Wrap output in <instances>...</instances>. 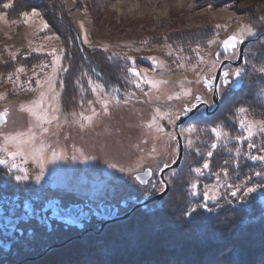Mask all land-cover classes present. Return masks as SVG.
Returning a JSON list of instances; mask_svg holds the SVG:
<instances>
[{"label":"rangeland","instance_id":"374dc122","mask_svg":"<svg viewBox=\"0 0 264 264\" xmlns=\"http://www.w3.org/2000/svg\"><path fill=\"white\" fill-rule=\"evenodd\" d=\"M34 9L39 16L25 23L22 14ZM0 17V112L7 113L6 123L0 127V145L15 150V141L6 138L38 123L28 109L36 107L34 102L42 93L41 107L49 116L58 117L43 124L48 128L46 133L33 127L36 144L47 145L42 156L32 153L26 161L17 157L20 168L0 165V183H7L8 190L56 197L68 205H116L121 215L147 195L152 197L164 189L158 178L154 188L152 179L163 164L176 160L178 134L184 146L179 166L165 174L169 191L161 200L136 208L126 219L103 227L94 225L84 233L75 227H61L54 233L38 228L23 236L17 256L7 264H84L89 243L81 240L83 235H99L91 244L100 248L123 239L134 241L146 230L153 235L155 217L142 212L158 203L177 201L182 183L189 200L187 216L200 209L211 210L220 199L244 206L256 199L264 201V170L243 177L230 172L244 162L264 164V160L252 159L264 156V132L254 127L251 138L235 139L247 135L239 119L246 116L257 123L264 121L262 112L255 114L243 103L245 92L231 89L222 76L218 109L206 115L201 104L179 123L187 109L198 102L207 101L209 110L212 108L213 88H208L206 81L215 76L222 61H236L239 50L219 57L215 54L224 39L248 26L255 35L245 31V63L239 67H246L244 86L253 84L255 88L249 93L264 97V72L260 71L264 68V0H0ZM44 22L47 28H43ZM69 35L77 40L80 51L102 57L123 72L126 88L122 92L115 88L93 92L79 68L67 60L64 39ZM212 40L215 43H209ZM67 66L71 71L65 80ZM133 67L140 76L129 71ZM20 68L24 71H18ZM223 68L232 73L237 67L226 63ZM241 107L247 113H238ZM93 109L96 115H92ZM88 116H92L91 122L85 118ZM214 127L223 135L217 137ZM212 144L217 147L212 148ZM221 149L226 156L215 161ZM5 155L0 152V156ZM205 162L209 167L196 173L194 170ZM212 162L224 163L213 166ZM147 167L153 169V177L142 186L134 173ZM22 169H27V179L17 180L16 176L25 175ZM257 185L256 191L244 194ZM237 188L236 195H231ZM205 192L215 198H206ZM123 200L127 201L125 206L121 205ZM169 207L176 210V221L185 210ZM162 235L169 239L179 234L165 229ZM218 255L197 259L190 252L188 258L198 264H217Z\"/></svg>","mask_w":264,"mask_h":264},{"label":"trees","instance_id":"16d2710c","mask_svg":"<svg viewBox=\"0 0 264 264\" xmlns=\"http://www.w3.org/2000/svg\"><path fill=\"white\" fill-rule=\"evenodd\" d=\"M67 37L64 39L68 48L69 59L67 60L72 61L74 66L79 68L86 83L89 79L99 81L108 90L107 92L113 88L122 92L126 88L128 83L123 72L102 57H92L84 50L80 51L77 40L71 35ZM253 40L256 41L258 38ZM68 68L69 66L64 74L65 80L71 71ZM244 84L245 79L237 91L246 93L243 103H248L253 113L262 112L261 114L264 115V97L253 96L249 93L255 89L253 84L248 87ZM86 87L91 94L89 84H86ZM221 151L223 149L216 152L215 161L224 160L226 155ZM212 163L213 166H219L224 162ZM258 170H264V164L244 162L235 171L230 168V172H236L238 177L252 175ZM183 188L182 183L183 194L179 192L176 195L177 201L171 200L164 205L158 203L150 210L146 209L142 212L147 216L155 217L157 229L153 230V235L146 230L145 234H148V237L140 233L134 241L123 239L117 241L118 243L107 245L106 248L97 247V243L91 244L99 235H83L81 240L89 243L87 252L82 254L84 264H198L188 258L190 252L195 253L197 259H212L214 253H218L217 264H264V201L256 199L250 205L244 206L234 201L225 203L223 199H220L211 210L200 209L187 216L185 212L188 211L186 205L189 200ZM171 205L178 206L177 209L180 210L185 209L182 216L176 218L177 221L173 216L176 210H171L169 207ZM165 229L179 235L164 239L163 235H160ZM152 236L151 240L148 239ZM91 257H93L92 260Z\"/></svg>","mask_w":264,"mask_h":264},{"label":"flooded vegetation","instance_id":"af4514ba","mask_svg":"<svg viewBox=\"0 0 264 264\" xmlns=\"http://www.w3.org/2000/svg\"><path fill=\"white\" fill-rule=\"evenodd\" d=\"M236 70L237 68L232 73ZM233 78L234 75L229 76L228 79L231 81L227 85L231 84ZM67 205L62 200L58 201L56 197H35L17 191L11 192L7 189V183H0V264H7L11 258L17 256L23 236L33 234L38 228L47 233H54L61 227L64 229L75 227L77 231L84 233L91 227L101 225L102 220L92 214L88 220L82 219L81 228L75 225L65 226L53 214L55 209ZM89 207V204L83 205L76 215L85 213ZM13 220H16L14 226H8L7 224Z\"/></svg>","mask_w":264,"mask_h":264},{"label":"snow or ice","instance_id":"6c2138e0","mask_svg":"<svg viewBox=\"0 0 264 264\" xmlns=\"http://www.w3.org/2000/svg\"><path fill=\"white\" fill-rule=\"evenodd\" d=\"M8 6L9 5H5V7H8ZM22 15L25 17L24 22L27 23L31 17L39 16V12L34 9L31 11V13L25 12ZM0 18H2V17H0ZM47 27H48L47 22H44L43 28H47ZM245 31H247V35H255V32L252 30L251 26H248L247 29H240V34H233L230 37H228L226 40H224L222 42V46L225 49L232 48L234 50L236 45L238 43L242 42V39L244 38ZM85 42H87L86 37H85ZM209 43H215V41L212 40V41H209ZM37 50L39 51V49H37ZM52 51L55 52V49H53ZM201 59H203V58L201 57ZM56 63L57 64L60 63V57L59 56L56 57ZM18 71H24V69L20 68ZM54 71H55V69H54ZM129 71L135 73L137 76L141 75L135 67L129 69ZM260 71L264 72V68H261ZM230 75H235L236 77H239L241 75V71L239 69H237L235 71V73H229L228 71H225L224 72V77H225L224 83L225 84L230 83V81L228 79ZM48 83L51 84V78L49 79ZM88 83L90 85H92L91 90L93 92H96L97 89H103L104 88L103 84L93 83L91 81V79H89ZM148 83H152V81L149 80ZM161 83H165V82L162 81ZM54 94H55V92H54ZM43 97H44V94L42 93L40 100L34 102L36 107L28 109V111L36 118L38 123L29 127V129L27 131L17 132V133H14L11 136L6 138L7 140L15 141V143H16L15 150L9 151V149L7 147L0 145V152H4L6 154L5 156H0V165H9L10 169L20 168V165L16 163L17 157H20L26 161L27 156L32 154V153L38 152L41 156L43 155V151L47 147V145L43 144L42 142L39 145L36 144V133L33 131V127H39L42 132L46 133L48 131V128L43 127V124L51 123L52 120L58 119V117L55 115L49 116L47 110L43 109L41 107L43 105ZM196 99L200 100V97H197ZM203 102L207 103V101H203ZM89 103H91V102H89ZM107 103L108 102L106 100L103 102L105 110H107ZM37 109H40V110L38 111ZM247 111L248 110L243 108V107H241L237 110L238 113H247ZM92 115H96L95 109L92 110ZM81 116H83V113H81ZM85 118L89 122H91V120H92V116H88ZM0 119L6 120L7 119V113H0ZM154 121H155V118H153V122ZM238 123H239L240 128L244 129V131L247 134L246 136L241 135V136L236 137L235 139H237L238 141H243L245 139L251 138L255 134L253 131L254 127H258L260 131L264 132V121H260L257 123L255 121L248 120L247 117L245 116L244 118L239 119ZM212 131L216 133L217 137L223 135L222 130L220 128L214 127L212 129ZM28 145H31L30 150L26 149V146H28ZM251 146H254V145H251ZM211 147L215 148V147H217V145L212 144ZM208 155L211 156L212 152L209 151ZM252 159L264 160V156H253ZM208 167H209L208 162H205L203 164L202 168H196L194 171L196 173H201L203 171V169H207ZM22 171L25 172V175L16 176L17 180L27 179V175H26L27 169H22ZM225 172H226V170H225ZM256 175L259 176V175H261V173H256ZM137 179H139V177H137ZM141 183H146V182L141 180ZM257 187H260V186L257 185L255 187L248 188L244 194L247 195L248 193L256 191ZM192 188L196 189L197 184L193 183ZM237 191H239L238 188L236 190L232 191L231 195L235 196ZM204 196L208 199H214L215 198V197L209 196L208 192H205ZM204 206L207 207L206 204Z\"/></svg>","mask_w":264,"mask_h":264},{"label":"water","instance_id":"95a60500","mask_svg":"<svg viewBox=\"0 0 264 264\" xmlns=\"http://www.w3.org/2000/svg\"><path fill=\"white\" fill-rule=\"evenodd\" d=\"M226 39H224V40H226ZM247 43H248V41H245V40H242V42L238 43L235 47V49L238 48V50H239V55H238L237 60L236 61H230V60L222 61L219 65L217 71H216L215 76H213L210 80L206 81V86L208 88H211V87L213 88L214 105L212 106V108L209 110V106L207 105V103L198 102V104H196L194 108L187 109V112L184 114V116H182V118H180L179 123H182L183 118L185 119V117L191 115L195 109H198L201 106V104L203 106H205V114L206 115H210L218 109V107H219V83H220L221 77L224 76V72L227 71L223 68L226 63H229V64L236 66L237 69H239L241 71V75L239 77H236L234 75V78H233L231 84L229 85L230 88L235 90V91L240 89V87L244 81L242 75H244V73L246 71V67L241 68L239 66L242 65L243 63H245L244 47L247 45ZM234 50L232 48L225 49L221 44L219 49L217 50L215 56L219 57V55L222 53H224V54L232 53ZM229 81H231V80L229 79ZM198 97H200V96H198ZM0 113H5V112H0ZM6 120L0 119V127L6 123ZM177 140H178V144H179V151H178V156H177L176 160H174V162L170 165L163 164L161 166V168L159 169L156 177H154L152 179L153 169L150 167L144 168L143 170L137 171L134 173L135 179L142 186L147 185L149 183L150 179H152L154 181V186H156L157 185L156 178H158L164 184V189L161 192L155 194L152 197H149V195H147L146 198H143L140 201H138L136 203V205L133 206L128 212L121 214V215L118 214V211H119L118 206L109 205V204L101 202V203H99L98 208L90 206L85 211V213H83V214L81 213L79 215H76V212L78 210H80L83 207V205L82 204H70V205H67L65 207H60V208L55 209L53 216L56 217L58 221L64 223L65 226H69V225L74 226L75 225V226H78L81 228L83 226L82 219L88 220L92 214H95L99 218L104 219V221L101 222V227H103V226L107 225L108 223H111V222H114L117 220L126 219L130 215V213L138 207L146 208L148 203L161 200L165 195H167V193L169 191V183H168L167 179L165 178L166 172L171 170V169L178 167L179 164L181 163L182 158H183L184 146H183V138L181 137V135L178 134ZM137 177H139V179H137ZM141 180L145 181L146 183H141ZM58 201H60V200L58 199ZM126 204H127V201H125V200H123L121 202L122 206H125ZM15 222H16V220H13L12 222L8 223L7 225L10 227H13ZM58 245L59 244H56V245H54V247H56Z\"/></svg>","mask_w":264,"mask_h":264},{"label":"bare ground","instance_id":"6f19581e","mask_svg":"<svg viewBox=\"0 0 264 264\" xmlns=\"http://www.w3.org/2000/svg\"><path fill=\"white\" fill-rule=\"evenodd\" d=\"M244 82V81H243ZM242 86V85H241ZM241 88V87H240ZM183 131V130H182ZM30 257V256H29ZM26 262V261H25ZM34 262V261H33ZM28 263V262H27Z\"/></svg>","mask_w":264,"mask_h":264}]
</instances>
